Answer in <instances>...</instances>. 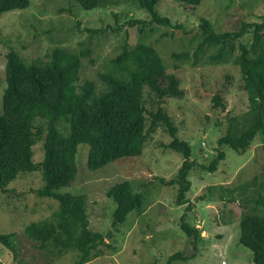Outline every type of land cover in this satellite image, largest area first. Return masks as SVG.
I'll return each instance as SVG.
<instances>
[{
    "label": "rangeland",
    "instance_id": "obj_1",
    "mask_svg": "<svg viewBox=\"0 0 264 264\" xmlns=\"http://www.w3.org/2000/svg\"><path fill=\"white\" fill-rule=\"evenodd\" d=\"M30 1L29 8L0 17V114L7 87L6 54L11 48L29 63L45 61L56 47L85 53L78 84L92 80L101 91L103 75H118L115 60L125 49L145 45L159 52L165 73L174 74L184 90L182 98L163 99V114L171 117L174 125L162 121L150 130L159 100L146 89L145 118L150 135L142 156L123 158L91 171L89 146H79L77 176L56 192L89 198L90 226L103 234L104 243L94 251L98 256L86 264H167L177 253L188 259L173 264H255L254 253L239 242L240 218L244 211L264 216V139L257 136L245 152L220 146L219 140L230 128L239 134L246 129L249 96L235 63L240 47L228 62L213 60L218 52L205 45L201 21L208 20L216 33L238 31L243 23L260 24L264 21V0H202L195 8L161 0L159 14L168 26L153 24L149 13L134 0H108L103 7L89 11L73 0ZM252 40L253 34L247 33L237 44L250 45ZM166 83L162 78L161 85ZM218 96L219 106L214 100ZM59 127L67 134V125ZM173 128L180 141L190 144V158L170 148ZM42 146L41 142L35 146L38 164L45 156ZM219 150L226 158L211 172L208 167L218 158ZM186 162L192 164L190 187L179 202L180 187L171 183ZM127 181L142 197V206L114 229L117 204L107 192ZM43 186L42 175L36 171L20 175L8 186L17 195L0 191V264L77 263L72 252L54 257L55 250H41L25 231L30 224L49 220L59 211L57 200L37 195L36 189ZM234 187L239 188L234 192L236 200L229 204L225 189ZM184 216L202 231L197 244L181 228ZM4 235H11L16 252L1 241Z\"/></svg>",
    "mask_w": 264,
    "mask_h": 264
},
{
    "label": "trees",
    "instance_id": "obj_2",
    "mask_svg": "<svg viewBox=\"0 0 264 264\" xmlns=\"http://www.w3.org/2000/svg\"><path fill=\"white\" fill-rule=\"evenodd\" d=\"M73 1L89 11L103 7L108 0ZM134 1H139V6L149 13L153 24L168 26L166 19L159 14L161 0ZM174 1L194 8L202 2ZM30 5V0H0V17L7 12L27 9ZM201 25L205 45L218 52L213 60L228 62L240 47L241 54L235 63L241 69L249 96L250 110L245 118L247 127L240 134L230 128L219 144L245 152L257 136L264 139V21L260 24L243 23L238 31L224 33H216L206 19H202ZM247 33L253 34L251 44L238 45ZM85 55L56 47L45 61L29 63L18 50L11 48L6 54L4 78L7 87L0 114V191L12 192L8 186L20 175L39 171L44 186L36 189V193L41 198L57 200L59 211L49 220L30 224L25 231L41 250H55L54 257L73 253L77 258L76 264H86L96 258L98 252L94 251L104 243L103 234L91 229L88 196L56 192L75 180L79 146H89L88 168L91 171L123 158L140 157L147 148L150 135L145 118L146 89L149 88L159 100V111L154 115L150 130L159 123L163 124L162 121L174 122L163 114V99L184 96V90L179 86L181 82L174 74L165 73L166 65L161 55L151 47L138 45L134 50L125 49L115 60L118 75H103L101 91L92 80L78 84ZM162 78L167 81L165 87L161 85ZM214 100L217 106L221 105L219 96ZM61 123L68 126L67 134L61 131ZM174 128L177 129L176 126ZM174 128L170 130L174 137L170 148L184 153L188 159L191 146L174 135ZM40 142L45 156L38 164L35 162V146ZM225 158V153L219 150L218 158L208 170L216 171L219 162ZM191 166L186 162L171 183L180 187L179 202H183L185 193L189 191ZM237 189H225L229 204L235 203L234 192ZM13 192L18 194L15 189ZM107 195L117 204L112 224L114 229L142 206V197L134 193L129 181L116 184ZM244 212L240 218V243L254 253L255 264H264V216ZM181 228L188 236L194 237L195 244L202 240L201 229L189 224L185 216ZM1 241L16 252L11 235L2 236ZM179 259L185 261L188 258L177 253L169 258L167 264Z\"/></svg>",
    "mask_w": 264,
    "mask_h": 264
},
{
    "label": "clouds",
    "instance_id": "obj_3",
    "mask_svg": "<svg viewBox=\"0 0 264 264\" xmlns=\"http://www.w3.org/2000/svg\"><path fill=\"white\" fill-rule=\"evenodd\" d=\"M236 204H237L238 206H240L238 201H236ZM239 242H240V239H239ZM223 264H226V263L224 262Z\"/></svg>",
    "mask_w": 264,
    "mask_h": 264
}]
</instances>
